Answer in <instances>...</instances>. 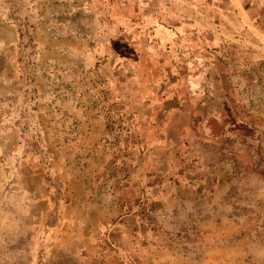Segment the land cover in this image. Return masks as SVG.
Returning <instances> with one entry per match:
<instances>
[{"label":"rangeland","instance_id":"obj_1","mask_svg":"<svg viewBox=\"0 0 264 264\" xmlns=\"http://www.w3.org/2000/svg\"><path fill=\"white\" fill-rule=\"evenodd\" d=\"M0 264H264V0H0Z\"/></svg>","mask_w":264,"mask_h":264}]
</instances>
